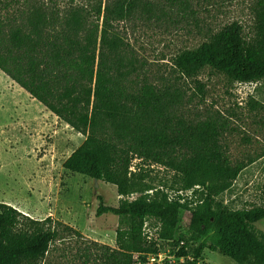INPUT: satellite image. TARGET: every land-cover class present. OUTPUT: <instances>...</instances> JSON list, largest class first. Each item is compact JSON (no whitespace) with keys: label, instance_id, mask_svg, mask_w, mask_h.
<instances>
[{"label":"trees","instance_id":"trees-1","mask_svg":"<svg viewBox=\"0 0 264 264\" xmlns=\"http://www.w3.org/2000/svg\"><path fill=\"white\" fill-rule=\"evenodd\" d=\"M87 1H97L95 14L102 19L100 29L79 8L55 17L45 14L41 7L31 13L27 25L7 31L0 27V70L85 137L62 167L113 185L123 198L117 207L101 202L96 210V216L110 214L131 220L127 245L118 242V250L100 247L105 264H134L133 253H155L153 243L147 244L142 236L143 220L158 219L161 239L172 240L176 218L184 210L190 212V225L199 234L210 223L220 225L245 247L251 258L249 264H264V233L254 228L264 219V207L226 211L213 206L214 195L225 190L244 168L230 163L220 144L219 127L210 121H183L177 116L174 94L151 84L135 89L124 84L132 71L124 70L126 49L113 23L143 14L165 15L166 9L174 7L186 12L191 10V0ZM251 14L254 33L249 41L244 40L241 25L232 22L197 52L185 51L176 57V70L192 77L209 66L238 82L264 79V0H254ZM198 89L201 91L202 86ZM135 159L173 172L181 182V187L173 191L203 188L208 183H218L219 188L216 192L203 189L192 203L169 200L167 190L161 193L164 203L147 200L143 193L150 189L143 185V171H130ZM131 194L139 196L126 200ZM21 216L13 207L0 204V264H29L43 259L57 238L55 229L42 227L50 222L48 218L34 221L25 216L32 228L17 230ZM75 234L80 235L79 231ZM116 238L119 240V231ZM183 247L177 253L183 264H197L201 248L195 249L190 259Z\"/></svg>","mask_w":264,"mask_h":264},{"label":"rangeland","instance_id":"rangeland-1","mask_svg":"<svg viewBox=\"0 0 264 264\" xmlns=\"http://www.w3.org/2000/svg\"><path fill=\"white\" fill-rule=\"evenodd\" d=\"M253 2L191 0V10L186 12L174 7L166 9L165 15L143 14L113 23L126 49L124 70L132 71L124 83L126 87L151 84L174 94L177 116L186 123L216 124L230 163L244 166L225 190L214 195L213 206L226 211L264 207V79L238 82L209 66L186 77L176 70L174 61L185 51L197 52L232 22L241 25L242 36L249 41L254 33ZM40 7L55 17L79 8L100 29L102 19L95 14L97 1L87 0H0V27L7 31L27 25L31 13ZM198 86H202L201 91ZM84 139L0 70V204L24 215L19 217L17 230L32 228L23 218L26 216L34 221L51 219L42 227L57 231L45 257L29 264H105L101 246L118 250V242L123 246L129 243V218L96 216L101 202L118 206L123 198L116 188L62 167ZM130 167L133 172L143 171V185L150 189L143 193L147 200L164 203L162 191L173 193L181 187L174 173L161 167L142 164L138 159L132 160ZM207 188L216 192L219 184L194 188L196 194L191 200L187 198L189 203ZM149 223L161 226L156 218H150ZM176 223L174 239L160 245L169 257L161 264H183L184 259L177 254L180 241L190 259L195 249L201 248L197 264H239L232 257L242 264L251 262L245 247L226 228L210 223L199 234L190 225L187 210L178 215ZM254 228L264 233V219Z\"/></svg>","mask_w":264,"mask_h":264},{"label":"built area","instance_id":"built-area-1","mask_svg":"<svg viewBox=\"0 0 264 264\" xmlns=\"http://www.w3.org/2000/svg\"><path fill=\"white\" fill-rule=\"evenodd\" d=\"M131 168V167H130ZM131 171V170H130ZM198 186H195L194 188H197ZM194 188L189 190H178L172 192L166 191L168 194L169 200L176 199L179 203H184L187 198L189 200L192 199ZM139 195L138 194H131L130 196L126 197L125 199L128 201L135 200ZM150 218L147 217L143 220L142 224V236L144 237L145 241L148 244L153 243L154 248L156 249L155 253H133L132 254V260L134 264H161L169 257L164 254L161 249L160 245L162 243H169L171 240H164L160 237V229L161 226H153L151 223H149ZM180 246H184V242L180 241Z\"/></svg>","mask_w":264,"mask_h":264}]
</instances>
